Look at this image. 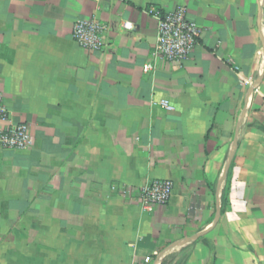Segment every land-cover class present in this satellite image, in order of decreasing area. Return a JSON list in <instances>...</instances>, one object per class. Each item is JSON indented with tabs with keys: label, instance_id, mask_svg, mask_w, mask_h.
Instances as JSON below:
<instances>
[{
	"label": "crops",
	"instance_id": "crops-1",
	"mask_svg": "<svg viewBox=\"0 0 264 264\" xmlns=\"http://www.w3.org/2000/svg\"><path fill=\"white\" fill-rule=\"evenodd\" d=\"M181 6L198 45L159 61L152 12ZM89 19L101 52L72 38ZM0 90V131L34 140L0 148V264H155L213 224L240 126L220 221L162 263L264 264V0H0ZM154 180L174 195L143 212Z\"/></svg>",
	"mask_w": 264,
	"mask_h": 264
},
{
	"label": "built area",
	"instance_id": "built-area-1",
	"mask_svg": "<svg viewBox=\"0 0 264 264\" xmlns=\"http://www.w3.org/2000/svg\"><path fill=\"white\" fill-rule=\"evenodd\" d=\"M157 20V43L154 48L155 59L171 64L183 65L192 56L201 36L199 26L187 18V9L178 7L168 13L152 12ZM108 26L96 19L78 21L72 31L74 42L83 50L101 52L108 47L106 33ZM155 69V65L144 66V72ZM9 112L4 104L0 90V120L6 121ZM34 143L27 124L9 126L0 131V148L15 152H25ZM174 182L154 180L140 191L139 205L143 212L153 213L159 207L167 206L174 195Z\"/></svg>",
	"mask_w": 264,
	"mask_h": 264
},
{
	"label": "water",
	"instance_id": "water-1",
	"mask_svg": "<svg viewBox=\"0 0 264 264\" xmlns=\"http://www.w3.org/2000/svg\"><path fill=\"white\" fill-rule=\"evenodd\" d=\"M259 83L255 84V87L258 86ZM240 128L241 126L239 127L238 129V133L236 135V138H235V142L233 144V147H232V151H231V155L229 157V159L227 160L226 162V165H225V168H224V171L222 173V176H221V180H220V183H219V187H218V195H217V205H216V214H215V219H214V222L213 224L211 225V227L206 230L205 232H201L199 234H197L196 236L192 237V238H189V239H184L180 242H177L173 245H171L170 247H168L166 250H164L161 254V256L157 259L156 263L155 264H161L162 261L168 256V254L176 249V248H180L188 243H191V242H196L197 240H199L200 238L204 237L205 235H207L217 224L218 222L220 221V218L222 216V188H223V184L225 182V180L227 179L228 177V174H229V171L231 169V166H232V162H233V159H234V156L236 154V151L238 149V140H239V131H240Z\"/></svg>",
	"mask_w": 264,
	"mask_h": 264
},
{
	"label": "trees",
	"instance_id": "trees-1",
	"mask_svg": "<svg viewBox=\"0 0 264 264\" xmlns=\"http://www.w3.org/2000/svg\"><path fill=\"white\" fill-rule=\"evenodd\" d=\"M222 204H223V208H222V213H224L225 211V204H226V200H225V194H223V200H222ZM213 261L215 262V255H213ZM163 264V263H162ZM214 264V263H213Z\"/></svg>",
	"mask_w": 264,
	"mask_h": 264
}]
</instances>
